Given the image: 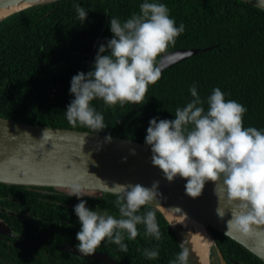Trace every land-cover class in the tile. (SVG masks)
Returning <instances> with one entry per match:
<instances>
[{"label":"trees","instance_id":"16d2710c","mask_svg":"<svg viewBox=\"0 0 264 264\" xmlns=\"http://www.w3.org/2000/svg\"><path fill=\"white\" fill-rule=\"evenodd\" d=\"M143 2L61 0L34 6L0 22V116L145 144L150 119H174L177 107L192 99L190 88L195 85L205 110L207 98L219 88L226 100H235L247 109L245 127L264 131V10L241 0H149L165 4L176 26L185 27L166 53L207 51L164 70L161 79L149 86L141 104L109 108L100 99L92 101V107L104 117L102 131L67 120L65 111L74 99L70 94L72 77L92 70L99 46L112 38L110 19L126 21L133 13L139 14ZM75 4L88 12L83 24ZM7 186L0 183V191ZM102 196L88 197L86 202L98 204L119 218L117 196ZM146 210L141 209V214ZM152 210L161 233L159 241L146 236L141 224L135 240L125 236L127 252L114 243H102V249L118 264H172L182 251L170 223L157 208ZM214 234L228 264H264L235 240L216 230ZM146 249H158V257L147 259L143 254Z\"/></svg>","mask_w":264,"mask_h":264},{"label":"clouds","instance_id":"9594fccd","mask_svg":"<svg viewBox=\"0 0 264 264\" xmlns=\"http://www.w3.org/2000/svg\"><path fill=\"white\" fill-rule=\"evenodd\" d=\"M74 7L83 24L88 12L78 4ZM109 27L112 38L99 46L92 70L72 77L70 94L74 99L65 111L71 124L79 123L94 132L105 125L92 101L100 99L109 108L143 103L149 86L161 79L158 58L185 30L183 24L176 26L165 4L149 0L140 5L139 14L133 13L124 22L111 18ZM190 93L192 99L177 107L174 119H150L145 146L151 151V164L167 182L185 181V194L192 199L199 198L206 184L212 183L218 206L225 204L232 214L225 235L231 228L248 235L253 226L264 225V131L245 127L247 109L235 100H226L219 88L207 98V110L195 85ZM111 142V135L106 136L104 143ZM159 185V181L151 187L116 185L111 191L117 196L119 218L99 206L89 209L83 197L94 198V194L74 187L71 195L79 201L74 207L80 224L75 237L77 251L89 256L107 241L127 252L125 236L135 240L141 224L146 236L159 241L161 233L152 210L160 206ZM141 209L147 210L141 214ZM171 211L181 214L179 207ZM217 214L224 217L219 207ZM143 254L155 260L159 251L146 249ZM188 256L184 249L172 264H187Z\"/></svg>","mask_w":264,"mask_h":264},{"label":"water","instance_id":"95a60500","mask_svg":"<svg viewBox=\"0 0 264 264\" xmlns=\"http://www.w3.org/2000/svg\"><path fill=\"white\" fill-rule=\"evenodd\" d=\"M61 0H0V10L19 8L3 18L20 13L34 6ZM264 10V0H241ZM207 49H179L165 53L158 66L161 73L181 61ZM74 129L23 123L0 116V183L38 187H56L110 193L118 184H142L151 187L159 181L160 206L157 209L170 223L182 251L187 249V264H212L217 258L220 264H228L218 245L214 230L224 234L232 219L230 209L223 203L218 206L214 185L206 184L197 199L185 194V181L167 182L163 174L151 164V151L145 144L130 139ZM136 155H131L132 151ZM126 158V161H125ZM115 195V194H113ZM179 207L181 214L171 211ZM224 213L221 218L217 209ZM165 211L170 213L171 220ZM0 226V234L3 232ZM229 238L235 240L264 262V225L253 226L245 235L231 228ZM193 242L200 243L198 251ZM79 256L102 264H117L109 255L94 253L85 256L77 249H66ZM236 264H240L236 262Z\"/></svg>","mask_w":264,"mask_h":264},{"label":"flooded vegetation","instance_id":"af4514ba","mask_svg":"<svg viewBox=\"0 0 264 264\" xmlns=\"http://www.w3.org/2000/svg\"><path fill=\"white\" fill-rule=\"evenodd\" d=\"M18 186V187H12ZM72 189L8 185L0 191V264H102L66 249H76L80 230ZM85 193L89 191L83 190ZM94 199L104 193L92 191ZM87 201L88 196L83 197ZM95 210L98 204L87 202ZM98 247L95 253L114 257Z\"/></svg>","mask_w":264,"mask_h":264},{"label":"bare ground","instance_id":"6f19581e","mask_svg":"<svg viewBox=\"0 0 264 264\" xmlns=\"http://www.w3.org/2000/svg\"><path fill=\"white\" fill-rule=\"evenodd\" d=\"M19 8H14V7H9V8H4V10H0V19L1 18H3L4 16H6L7 14H9V13H11V12H13V11H16V10H18ZM165 214H166V216L171 220L172 218H171V216H170V213L169 212H167V211H165ZM172 221V220H171ZM173 222V221H172ZM174 223V222H173ZM174 225H176L175 223H174ZM193 244H194V248L196 249V251H198V248L200 247V243L199 242H197L196 243V245H195V243L193 242ZM204 264H208V259H207V257H206V259H204Z\"/></svg>","mask_w":264,"mask_h":264},{"label":"rangeland","instance_id":"374dc122","mask_svg":"<svg viewBox=\"0 0 264 264\" xmlns=\"http://www.w3.org/2000/svg\"><path fill=\"white\" fill-rule=\"evenodd\" d=\"M212 264H220V262L217 258H214V260L212 261Z\"/></svg>","mask_w":264,"mask_h":264}]
</instances>
